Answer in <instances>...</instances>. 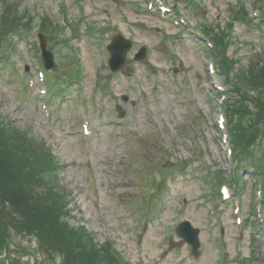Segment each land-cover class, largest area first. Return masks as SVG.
Listing matches in <instances>:
<instances>
[{
	"label": "rangeland",
	"instance_id": "1",
	"mask_svg": "<svg viewBox=\"0 0 264 264\" xmlns=\"http://www.w3.org/2000/svg\"><path fill=\"white\" fill-rule=\"evenodd\" d=\"M27 1L55 15L61 8L59 0ZM167 1L178 8L179 18L149 0H66L68 17L82 28L72 31V24L68 40L57 46L67 45L62 49L71 56L70 47H75L79 78L64 85L63 95L49 103L43 98L36 47L30 42L37 31L14 37L9 62L0 66V116L52 149L69 202V224H84L98 243L110 238L115 251L131 264H263L262 230L245 221L253 216L252 205L255 215L264 216L254 176L240 170L238 198L224 199L217 193L215 175L223 171L231 177L229 167L235 165L218 126L212 93L223 85L224 76L212 71L210 51L199 42L204 38L192 30L205 22L223 25L229 5L240 0ZM243 4L255 16V2ZM261 11L262 19L235 24L232 48L240 66L255 52L264 53V0ZM117 32L133 45L123 67L112 72L106 44ZM141 46L146 52L137 61L133 56ZM53 50L52 78L57 73L61 82L65 75L76 78L68 71L76 72L77 65L63 52L57 58L58 48ZM28 74L33 81L26 79ZM191 111L203 114L202 126L194 133ZM158 135L161 145L156 144ZM192 149L196 153L186 165ZM259 150L264 152V140ZM161 158L166 161L163 170L155 164ZM151 175L162 181L150 201L155 195L160 200L151 213H143L141 191L149 189L143 179ZM182 219L200 230L197 258L175 234ZM19 240L25 243V238ZM240 255L246 260L239 261Z\"/></svg>",
	"mask_w": 264,
	"mask_h": 264
},
{
	"label": "trees",
	"instance_id": "2",
	"mask_svg": "<svg viewBox=\"0 0 264 264\" xmlns=\"http://www.w3.org/2000/svg\"><path fill=\"white\" fill-rule=\"evenodd\" d=\"M0 10V18L8 15V5ZM21 18L17 13L11 21ZM7 30L0 24V36ZM208 31L215 32L212 27ZM214 35L217 48L224 41L223 33ZM223 64L230 68L225 56ZM236 80L240 99L227 102L234 155L252 161L251 145L258 136V123L264 121V64L256 59L236 74ZM250 90L254 94L248 96ZM55 169L51 153L42 144L0 118V244L11 227L36 235L48 254L63 253L62 264H127L112 253L108 242L97 247L83 227L73 228L61 220L66 202L55 185Z\"/></svg>",
	"mask_w": 264,
	"mask_h": 264
},
{
	"label": "water",
	"instance_id": "3",
	"mask_svg": "<svg viewBox=\"0 0 264 264\" xmlns=\"http://www.w3.org/2000/svg\"><path fill=\"white\" fill-rule=\"evenodd\" d=\"M130 46V42L122 39L121 36H117L114 38L113 42L109 45V48L112 51V57L110 61V65L112 69H117L120 67L125 60V53L128 47ZM52 64V58H49V61H46V66H50ZM177 232L183 235L188 241L193 243L194 248L197 247V229H194L190 226L187 221H183L177 227Z\"/></svg>",
	"mask_w": 264,
	"mask_h": 264
}]
</instances>
